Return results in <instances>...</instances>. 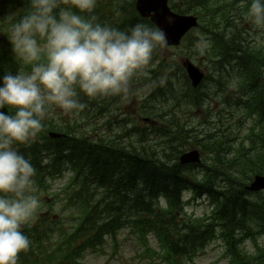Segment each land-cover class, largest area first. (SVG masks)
I'll use <instances>...</instances> for the list:
<instances>
[{"label":"clouds","instance_id":"obj_1","mask_svg":"<svg viewBox=\"0 0 264 264\" xmlns=\"http://www.w3.org/2000/svg\"><path fill=\"white\" fill-rule=\"evenodd\" d=\"M98 0H27L22 13L0 21L15 75L0 78V264H17L31 241L21 230L40 207L36 168L16 148L44 127L50 110L76 115L81 97L127 94L134 75L167 43L162 29L138 22L128 29L102 23ZM249 21L264 35V0H251ZM235 81H233V86Z\"/></svg>","mask_w":264,"mask_h":264},{"label":"rangeland","instance_id":"obj_2","mask_svg":"<svg viewBox=\"0 0 264 264\" xmlns=\"http://www.w3.org/2000/svg\"><path fill=\"white\" fill-rule=\"evenodd\" d=\"M58 110V109H56ZM60 112V110H58ZM192 119L195 120L197 123L198 120L193 117L191 114ZM186 119L188 117H185ZM127 232H121L119 236V247L115 254H113L112 247L110 245H113L111 242L108 243L109 246H107L104 249L103 253H95L92 255H89L86 260L84 261V264H146L144 261H142L139 257L140 253L142 252V249L137 248V245L134 241V238L129 236L127 237ZM259 244L264 247V236L259 238ZM152 245H155L152 242ZM212 257H214L213 253L209 255L207 260H210ZM198 259L194 261L192 264H198Z\"/></svg>","mask_w":264,"mask_h":264},{"label":"trees","instance_id":"obj_3","mask_svg":"<svg viewBox=\"0 0 264 264\" xmlns=\"http://www.w3.org/2000/svg\"><path fill=\"white\" fill-rule=\"evenodd\" d=\"M198 2V1H197ZM205 3V2H204ZM203 3V4H204ZM119 12L121 17L123 18V21L121 23L120 26H115L118 27L120 29H125L127 27H131L134 26L137 22H138V18L136 17V15L134 14V11L131 8H126L122 5H119ZM182 12H194L197 13V15H200L198 11L192 10V9H185ZM98 19H101V16H97ZM136 174H143V173H147L149 170L148 169H142V168H137L136 170ZM145 175V174H144ZM151 184L156 188V177H151L150 179ZM124 184H119L118 187H123ZM124 201H126V198L124 199Z\"/></svg>","mask_w":264,"mask_h":264},{"label":"water","instance_id":"obj_4","mask_svg":"<svg viewBox=\"0 0 264 264\" xmlns=\"http://www.w3.org/2000/svg\"><path fill=\"white\" fill-rule=\"evenodd\" d=\"M138 9L142 14H145V15H149L150 11L155 14L158 10L164 9V1L163 0H149L146 2H139ZM188 21L189 20L187 19H183L181 26H183Z\"/></svg>","mask_w":264,"mask_h":264}]
</instances>
